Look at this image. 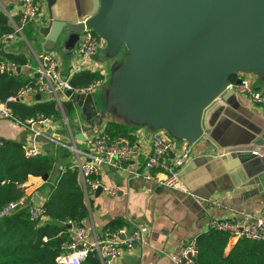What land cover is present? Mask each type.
Returning <instances> with one entry per match:
<instances>
[{
    "label": "water",
    "instance_id": "water-1",
    "mask_svg": "<svg viewBox=\"0 0 264 264\" xmlns=\"http://www.w3.org/2000/svg\"><path fill=\"white\" fill-rule=\"evenodd\" d=\"M85 28L107 43L97 54L101 61L127 50L121 64H114L105 108L98 107L94 94L67 92L88 125H100L115 112L190 145L204 142L206 152L194 159L196 165L219 159L249 179L264 167V128L252 132L249 143L224 147L203 127L205 111L220 96L237 93L242 75L264 76V0H93L81 21L52 19L43 31L44 47L53 50L66 33L62 51L70 53ZM42 179L47 182L49 174Z\"/></svg>",
    "mask_w": 264,
    "mask_h": 264
},
{
    "label": "crops",
    "instance_id": "crops-1",
    "mask_svg": "<svg viewBox=\"0 0 264 264\" xmlns=\"http://www.w3.org/2000/svg\"><path fill=\"white\" fill-rule=\"evenodd\" d=\"M40 7V16L36 21L24 26L22 36L4 42V35H0V42L3 47L2 54L5 57L9 58L10 55H13L25 59L24 64L21 66L20 75L26 81H32L36 77L38 57L47 51L44 47L46 36L43 31L52 19L81 21L90 14L93 0H55L51 5L49 0H42ZM20 10L21 3L19 0H0V32L4 26H9L13 30L10 18L18 23L20 21ZM66 37V33L62 34L58 43H64ZM120 53L110 59L108 65V62L105 65L107 68V84L103 89L106 93V99L108 98L107 89L111 85L114 74V64L117 62V66H119L126 54L123 53L120 56ZM69 56V53L61 51V57L64 60L61 73L64 76L69 74L70 62L67 59ZM76 59L78 58L76 57ZM94 61H101V59L96 56ZM83 71L92 73L89 70ZM242 77H248L257 90L264 91V76L248 73L242 75ZM94 99L97 101L95 94ZM48 100L50 99H45L43 96L38 100L36 96L35 99H29L27 104L32 105L37 101ZM67 102H72L75 111L80 109L72 99L64 103ZM98 107L105 108L100 107L99 103ZM65 109L67 111L66 106ZM110 114L106 116L100 125L95 123L94 126L90 127L84 119L80 124L75 125L74 129L72 121L69 120L67 125L58 112V114L50 115V121L39 124L38 128L46 136L55 137L67 145H76L79 149H84L86 145L75 139L76 135L81 131L91 132L96 130L97 127H99L97 130L106 131L111 135L128 137L136 143L137 152L125 163V166L144 171L145 162L151 152L152 136L156 130L148 125L129 123L122 117L117 116L115 112H110ZM68 119L70 118L68 117ZM10 122L9 119L0 116V137L20 140L23 144L25 143L24 146H40L41 153L52 150L58 156L55 165L57 172L49 175L47 182L40 176L30 175L22 185L25 191L23 198L26 199L28 206L32 208L37 204H45L51 191L50 187L54 185L55 178L58 176V171L62 172L60 167H64V170L66 166L72 168L78 160L77 155L66 147L56 146L49 142L46 144L44 141L46 138H35L34 134L31 137L22 129L12 133L9 128ZM203 127L212 130L213 137L221 146L229 147L246 144L251 141L252 132L264 128V107L253 104L248 95L240 92L229 95L224 99L220 96L205 111ZM72 135L75 137L74 139ZM169 136L174 138L170 134ZM47 145L50 147L49 150L45 148ZM206 148L205 143L200 141L192 145L193 157L179 170L185 185L190 191L201 197L218 199L222 203L220 207L202 204L193 196L177 189L158 187L153 183L141 180L129 182L126 179V174L104 167L103 182L109 186L119 187L118 194L111 196L106 192H96L90 194L89 201L85 197V202L89 207V215L81 223L69 222V224H73V227L69 228L67 225V239L73 235L76 227L82 223L94 226L99 231L105 228L114 229L124 225L129 226L132 222L146 223L151 228L147 243L135 245L131 250H125L116 264H175L170 256L178 253L188 240L198 239L200 236L209 233L211 231L209 226L211 219H229L243 210L264 217V167H258L256 174L249 179L226 169L225 164L219 159L196 165L194 159L205 153ZM178 152V149L172 151L167 157V161H173ZM228 163L229 167H232L236 164V161ZM78 180L81 185L79 175ZM50 222L51 219L47 216L41 223L47 224ZM231 242L234 243L230 246ZM235 242L232 239L229 240L224 257L228 255ZM92 258H95V256ZM95 259L98 260V258ZM90 260L85 263L91 264Z\"/></svg>",
    "mask_w": 264,
    "mask_h": 264
},
{
    "label": "built area",
    "instance_id": "built-area-1",
    "mask_svg": "<svg viewBox=\"0 0 264 264\" xmlns=\"http://www.w3.org/2000/svg\"><path fill=\"white\" fill-rule=\"evenodd\" d=\"M19 1L21 3L20 21L16 23L10 18L13 31L4 35V42L22 36L24 26L36 21L40 16L39 0ZM106 48L107 43L103 38L92 29L85 28L72 50L77 53L79 64L76 67L73 66L67 76L61 73V54L55 52L54 49L43 52L38 57L36 77L14 94L9 95L6 100L2 101L0 99V116L17 125L29 128L35 138H46L49 143L66 147L77 155L78 160L73 164L72 169L76 170L79 175L87 201H89L90 194L96 193L99 188H102V192H106L111 196L118 194L119 187L109 186L103 182V169L108 167L126 174V179L129 182L141 180L153 183L158 187L177 189L193 196L202 204L220 207L222 203L218 199L198 196L187 188L179 169L193 157L192 145L185 140H176L170 137L165 130L158 129L154 132L151 152L145 162L144 171H139L125 166V163L137 152L136 143L128 137L111 135L106 131L97 129L91 132L81 131L84 136L83 140L72 135L73 139L75 138L86 145L84 149H79L76 145H67L55 137L46 136L38 128L39 124L50 121L51 116L40 113L23 121L14 114L11 103L21 102L27 104L29 99H35L37 95L48 94L49 99L63 110V101L71 100V97L67 95L68 91H71L72 94H94L96 91L103 89L107 84L105 63L95 61L94 66H91V63L97 56V51ZM2 50L3 47L0 42V71L8 76H18L22 65L5 57ZM83 70L94 73L95 79L86 85L73 84L72 78L74 75ZM236 89L237 92L248 95L253 104L264 107V91L257 90L248 77L243 78L242 83L237 85ZM63 113L64 121L68 125L67 113L64 111ZM175 149L179 150L178 154L173 161L168 162L167 157ZM24 153L28 158L37 157L41 154V147L25 145ZM60 170L63 171L64 167H60ZM26 206L28 205L23 197L10 201L1 209L0 217L11 215ZM46 217L44 204H37L31 208V218L33 220L42 222ZM209 226L211 230L228 233L230 239L235 241L245 238L264 243V217L251 211H240L229 219H211ZM150 231L149 225L141 222H132L129 226L124 225L114 229L105 228L101 231L94 226H78L73 235L62 243L61 253L56 257V261L59 264H84L91 257L97 255L100 264H116L125 250H131L135 245L147 243ZM44 240H47V238L45 237ZM199 253L198 240L192 238L182 246L178 253L170 257L175 264H197Z\"/></svg>",
    "mask_w": 264,
    "mask_h": 264
},
{
    "label": "trees",
    "instance_id": "trees-1",
    "mask_svg": "<svg viewBox=\"0 0 264 264\" xmlns=\"http://www.w3.org/2000/svg\"><path fill=\"white\" fill-rule=\"evenodd\" d=\"M4 26L0 35L12 32ZM23 65L21 56H9ZM95 79L94 73L81 71L74 75L72 83L86 85ZM19 74L8 76L0 71V99L6 100L21 87L29 83ZM14 114L23 121L43 113L47 116L58 114L56 103L52 100L37 101L32 105L11 103ZM68 110L73 109L72 102L66 103ZM58 156L52 150L37 157L28 158L22 142L5 139L0 143V211L10 201L24 196L22 185L30 175H52L56 170ZM44 204L51 222L42 224L31 218V206H26L6 217H0V264H59L56 257L61 253L62 243L68 237L69 222L81 223L89 215L84 191L79 184L78 173L70 166L58 171L54 185ZM120 225V224H118ZM47 240H44V238ZM230 236L228 233L211 230L198 240L199 257L197 264H264V243L245 238L237 240L224 257ZM234 242L230 243V246ZM91 264H99L91 257Z\"/></svg>",
    "mask_w": 264,
    "mask_h": 264
},
{
    "label": "rangeland",
    "instance_id": "rangeland-1",
    "mask_svg": "<svg viewBox=\"0 0 264 264\" xmlns=\"http://www.w3.org/2000/svg\"><path fill=\"white\" fill-rule=\"evenodd\" d=\"M42 0H39V2H41ZM63 47V43L61 44V42L60 43H58L57 44V46H56V48L54 49V51L55 52H57V51H59V52H57V53H59V54H61V48ZM104 49H100V50H98L97 51V54H98V56L99 55H101V52L103 51ZM123 53H127V50H126V48H124L123 50H122V52L120 53V56L121 55H123ZM76 57H77V53L75 52V51H72L71 52V54H70V56L67 58L68 60H69V67H68V72H70V70L72 69V67L74 66V67H76V66H78V61H77V59H76ZM103 63H105V65H106V63H107V65L110 63V60H108V61H102ZM60 64H61V66H62V68L64 67V60H63V58H61L60 59ZM96 64V62L93 60L92 61V63H91V66H94ZM95 98L97 99V101H98V103H99V106L100 107H105V105H106V100H108V98L106 99V93L104 92V89H100V90H98V91H96L95 93ZM43 97L45 98V99H47V98H50V96L48 95V94H44L43 95ZM65 101H63V103H64ZM66 103H64V105H65ZM66 106V105H65ZM65 106H64V108H63V110L62 109H60L59 107H57V110H58V112H59V116H61V118L62 119H64V113H63V111L65 112V113H67V116L70 118L69 120L70 121H72V125H73V128H74V126L75 125H78V124H80L81 123V121H84V117H83V114H82V112H81V110L80 109H77L76 111H75V109H72V110H68V108H67V111H66V109H65ZM107 115H111L110 113H108ZM109 118V117H108ZM10 131H12V133H16V131H18L19 129H22L23 131H26L27 133H28V135H30L31 137L33 136V133L29 130V129H27V128H25V127H23V126H20V125H17L16 123H14V122H10ZM75 129V128H74ZM97 129H99V127H97ZM17 141H19V142H22V141H20V140H17ZM23 143V142H22ZM25 144V143H24ZM53 180V179H52ZM92 196V195H91ZM230 240V239H229ZM235 241V240H234ZM230 247V246H229ZM227 249V248H226ZM226 249H225V252H226ZM225 252H224V255H225ZM86 264V263H85Z\"/></svg>",
    "mask_w": 264,
    "mask_h": 264
}]
</instances>
